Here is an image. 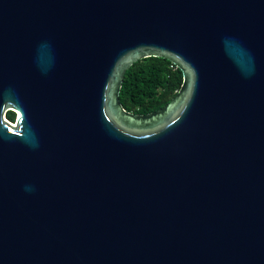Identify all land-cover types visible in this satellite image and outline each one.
<instances>
[{"label":"water","instance_id":"1","mask_svg":"<svg viewBox=\"0 0 264 264\" xmlns=\"http://www.w3.org/2000/svg\"><path fill=\"white\" fill-rule=\"evenodd\" d=\"M0 264H264V0H0Z\"/></svg>","mask_w":264,"mask_h":264},{"label":"trees","instance_id":"2","mask_svg":"<svg viewBox=\"0 0 264 264\" xmlns=\"http://www.w3.org/2000/svg\"><path fill=\"white\" fill-rule=\"evenodd\" d=\"M182 84V71L168 58L145 57L126 71L120 99L127 110L146 114L166 106L178 94ZM16 115L15 111L7 112L13 122Z\"/></svg>","mask_w":264,"mask_h":264},{"label":"built area","instance_id":"3","mask_svg":"<svg viewBox=\"0 0 264 264\" xmlns=\"http://www.w3.org/2000/svg\"><path fill=\"white\" fill-rule=\"evenodd\" d=\"M176 65V64H175ZM177 66V65H176Z\"/></svg>","mask_w":264,"mask_h":264}]
</instances>
